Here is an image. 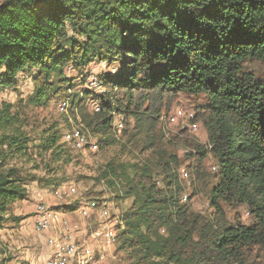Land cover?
Here are the masks:
<instances>
[{"label":"trees","instance_id":"trees-1","mask_svg":"<svg viewBox=\"0 0 264 264\" xmlns=\"http://www.w3.org/2000/svg\"><path fill=\"white\" fill-rule=\"evenodd\" d=\"M68 28L82 40L68 37ZM248 60L264 63V0L0 4V92L15 87L18 73L35 70L33 106L62 97L73 106L75 95H64L65 66L80 69L95 61L120 65L117 75L100 78L106 95L98 97L94 121L84 120L92 134L107 137L116 115L123 117V126L125 117L138 123L147 113L144 105H153L154 97L165 93L205 97L199 113L208 152L218 166L211 190L217 216L200 219L178 203L180 187L168 162L158 164L169 173L163 188L157 187L147 166H134L126 193L133 203L121 216L124 228L115 241L132 248L138 264H151L152 259L162 264H246L249 250H264V78L242 71ZM26 126L15 105L0 103V231L8 220L19 224L27 218L10 214L15 202L27 198L29 179L16 164L31 161ZM62 136L54 125L42 132L35 148L67 163ZM104 137L98 148L107 144ZM195 148L206 155L199 145ZM230 202L247 207L251 225L225 221L221 203Z\"/></svg>","mask_w":264,"mask_h":264},{"label":"rangeland","instance_id":"rangeland-1","mask_svg":"<svg viewBox=\"0 0 264 264\" xmlns=\"http://www.w3.org/2000/svg\"><path fill=\"white\" fill-rule=\"evenodd\" d=\"M3 1L5 0H0V4ZM68 37L76 41L82 40L70 28ZM119 71L120 65L116 61H111L110 66L95 61L80 69L70 64L65 66L61 77L66 82L63 86L64 95H75L73 106L66 104L65 97L60 100L50 98L45 105L33 106L30 99L35 91L34 78L37 76L35 70L18 73L15 87L0 92V103L15 105L16 110L26 121L31 161L29 163L16 161V164L22 168V174L29 179L25 200L29 196L35 198L38 196L34 203L32 200L15 202L17 205L15 207L12 205L11 215L13 210L22 214L20 217L28 218L34 215L39 205H43L70 214V224H78L86 234L94 227V223L87 219L79 220L73 214L81 202L86 206L92 200L105 201L110 213L121 217L133 203V197L126 194L130 186L127 179L135 177L133 167L147 166L157 187L163 188L166 184L164 179L169 173H165L164 168L158 167V164L168 162L171 174L175 173L180 187L176 196L178 203L186 204L190 212L200 219L211 221L217 216L211 206V190L217 183L215 175L218 166L208 152L210 149L208 135L199 113L206 101L203 95L195 97L165 93L154 97L153 105H144L147 113L141 116V121L137 123L132 117H125L123 129L118 131L112 126V131L107 137L92 134L90 128L86 127L84 120L90 123L96 117L94 108L99 107L98 97L106 95V84L100 78L108 73L117 75ZM242 71L252 73L256 79L262 80L264 63L255 60L245 61ZM114 93L117 96V92ZM62 104L66 107L65 111L59 110ZM177 111H181L183 117L174 123L169 122L172 114ZM151 112L152 114H149ZM117 117L116 115L115 118ZM194 124L197 125L196 130H192ZM54 125L60 134L80 129L92 141L98 142L104 137L108 142L106 145L100 144L96 153L73 149L65 144L63 149L67 152L69 162L64 163L66 158L63 157L59 161H54L49 155H40L35 148L39 145L42 132ZM195 145L204 149L206 155L201 156L202 152L199 154ZM103 174L105 178H102ZM72 188L75 189V193H71ZM32 206L35 207L34 211L31 209ZM221 208L224 219L229 224L240 221L249 226L253 222V217L245 205L235 202L221 203ZM32 223L19 227L18 223L6 221L4 229L0 232L2 237L0 264L48 263L50 251L43 237L33 231ZM159 232L166 235L164 229H160ZM94 259L95 261L88 264L139 262L137 253L132 248L122 245L121 240H116L108 250L101 251V255L96 251ZM245 260L246 264H263L264 250L253 247L246 254ZM72 262L77 264L76 260ZM150 262L164 263L160 259H152Z\"/></svg>","mask_w":264,"mask_h":264},{"label":"built area","instance_id":"built-area-1","mask_svg":"<svg viewBox=\"0 0 264 264\" xmlns=\"http://www.w3.org/2000/svg\"><path fill=\"white\" fill-rule=\"evenodd\" d=\"M59 110L65 111V105L62 104ZM97 111L99 107L94 108V112ZM182 117V112L177 111L172 114L169 122L174 123ZM112 126L115 130H122L123 118L119 115L114 119ZM196 129L197 125H192V130ZM62 142L80 151H98V142L90 140L80 129L65 132ZM71 193H75L74 188ZM76 209L73 214L79 220L87 219L94 223V227L86 234L78 224H70L71 215L65 211L46 208L43 205L36 208L33 215V231L43 237L50 251L47 264H73V260H76L77 264H88L95 261V252L101 255V251L111 248L118 232L124 228L121 217L112 215L105 201L92 200L86 206L81 202Z\"/></svg>","mask_w":264,"mask_h":264},{"label":"crops","instance_id":"crops-1","mask_svg":"<svg viewBox=\"0 0 264 264\" xmlns=\"http://www.w3.org/2000/svg\"><path fill=\"white\" fill-rule=\"evenodd\" d=\"M37 198H38V196H37ZM37 198L29 196L27 200H30V201L32 200V201H33L32 203H34V201H36ZM27 200H23V201L25 202V201H27ZM15 205H17V204L14 203L13 206L15 207ZM33 206H34V204H33ZM33 206H32L31 209H33V211H34V210H35V207H33ZM31 209H30V210H31ZM33 211H32V212H33ZM12 215L15 216V217H18V216H20V215H22V214H20V213H19V214H18V213H15V211L13 212V210H12ZM23 215H24V214H23ZM29 219H30V220L32 219V221L29 222V221H28ZM32 222H33V216L28 217V218L22 220V221L18 224V226L20 227V226L23 225V224H29V223H32ZM32 224H33V223H32ZM32 229H33V225H32ZM0 232H1V231H0ZM20 234H21V233H20ZM0 238H2V237H1V233H0Z\"/></svg>","mask_w":264,"mask_h":264}]
</instances>
